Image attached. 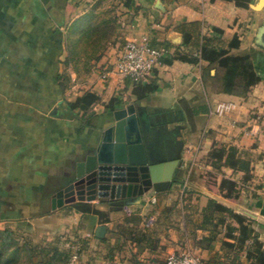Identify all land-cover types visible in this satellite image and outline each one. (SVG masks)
<instances>
[{"label":"crops","instance_id":"0c3cea01","mask_svg":"<svg viewBox=\"0 0 264 264\" xmlns=\"http://www.w3.org/2000/svg\"><path fill=\"white\" fill-rule=\"evenodd\" d=\"M133 1L136 8L124 6L119 40L125 45L148 37L153 48L169 52L148 80L158 91L136 101L129 82L99 81L92 93L107 102L123 100L103 115V125L91 126L21 101L17 92L16 107L6 114L0 108V181H11L0 183L6 189L0 191V222L41 240L50 258L68 251L67 243L81 246L83 264H150L175 250H190L206 264H256L249 256L252 242L224 246V215L213 214L201 226L213 200L245 218L264 251V0H248L247 7L225 0ZM67 5L80 11L82 3L0 0V37L41 33L44 42L49 23L66 24ZM37 18L44 20L38 28ZM214 29L222 31L216 46L227 49L238 40L229 55L253 57L259 82L246 93H225V71L200 59L204 39L217 37ZM130 105L148 165H98L78 179V165L96 155L104 132L115 125L112 113ZM222 146L236 148L237 159L249 165L248 174L222 169L240 186L236 203L210 194L203 183L215 171L210 154Z\"/></svg>","mask_w":264,"mask_h":264},{"label":"rangeland","instance_id":"374dc122","mask_svg":"<svg viewBox=\"0 0 264 264\" xmlns=\"http://www.w3.org/2000/svg\"><path fill=\"white\" fill-rule=\"evenodd\" d=\"M81 3L80 11L75 10L76 13L62 29L54 23L51 26L48 24L46 29L51 34L44 40V46L41 33L20 36L18 40L11 36L0 37V108H4V111L17 106L13 98H17V92H20L21 101L34 102L35 106L46 111H57L58 115L71 121L74 115L70 117L67 103L92 93L94 86L101 81L100 67L103 63H114L125 46L119 40L120 30L125 23L124 0ZM83 13L86 15L82 17ZM43 21L37 18L36 27ZM93 27H99L98 31L106 33L107 38L102 40L95 35L87 42L85 35ZM107 101L99 98L86 112L77 110L74 114L84 120L81 122H85L86 126L103 125V115L110 112L107 108L110 101ZM4 122L11 124L12 117L5 116ZM70 128L76 129L73 126ZM72 176L68 174L69 178ZM9 181L1 180L0 183L11 184ZM14 227V223L0 222V231H10L12 242L20 248L18 264H47L49 248L41 246V240L35 242L31 237L14 231ZM34 250L36 253H30Z\"/></svg>","mask_w":264,"mask_h":264},{"label":"trees","instance_id":"16d2710c","mask_svg":"<svg viewBox=\"0 0 264 264\" xmlns=\"http://www.w3.org/2000/svg\"><path fill=\"white\" fill-rule=\"evenodd\" d=\"M83 2L85 5L89 4L91 0H78ZM217 0H212L216 2ZM234 2L239 7H247L248 0H225ZM124 5L130 8H136V3L133 0H124ZM76 8L73 5H67L65 10L66 23L70 20L71 16L75 12ZM99 27H93L86 35V41L90 42L92 38L97 35L98 39L107 38V34L98 31ZM213 33L215 38H205L204 44L200 51V59L207 61L211 64H217L221 69L225 71L222 79V89L227 94L234 93H246L250 88L258 84L259 79L257 78L254 67L253 57L251 55H245L241 57L230 56L229 52L231 49H236L239 46L238 40H234L230 43L227 49L216 46V39H220L222 31L214 29ZM185 44L189 45V38L185 36ZM131 98L136 101H141L149 97L151 94L158 91V87L154 83L145 84H131L127 87ZM99 101V97L94 93H88L84 96L77 97L71 103H67L68 110L71 116L77 110L82 108H89ZM122 104L121 98H114L110 101L107 108L109 111H113L120 107ZM210 161L215 168L213 172H207L203 176V183L206 190L215 196L221 197L231 203H236L239 199L240 186L233 180L225 177L222 172L223 168H230L235 172L241 171L249 173V165L243 161L237 159V150L234 147H220L212 151L209 156ZM249 177H247L248 180ZM213 214L224 215V220L220 223L226 226L227 234L223 240V244L226 248L233 249L236 243L246 244L252 242V246L249 249V256H251L256 264H264V251L262 245L254 237L253 231L250 229L247 220L231 210L219 205L217 202L211 200L205 210V216L203 218V225L207 223ZM239 233V239L236 240L235 233ZM12 233L10 231H0V264H18L20 260L19 251L20 248L16 243L12 242ZM15 246V248H12ZM36 253V251H30V253ZM82 252V247H81ZM72 251L61 253L52 258L48 257L47 264H65ZM154 261V260H153ZM159 261V260H157ZM152 262V261H151ZM150 262V263H151ZM128 263V262H127ZM130 264V263H129Z\"/></svg>","mask_w":264,"mask_h":264},{"label":"built area","instance_id":"2783aa9c","mask_svg":"<svg viewBox=\"0 0 264 264\" xmlns=\"http://www.w3.org/2000/svg\"><path fill=\"white\" fill-rule=\"evenodd\" d=\"M166 49H155L150 45L148 37L125 44L114 63H105L100 67V77L103 83H108L113 77L131 84H145L156 68L167 57ZM264 133V130H263ZM67 249L72 251L65 264H81V246L67 243ZM116 264H129L117 262ZM150 264H206L203 258L190 250H175L170 252L163 261L154 260Z\"/></svg>","mask_w":264,"mask_h":264},{"label":"water","instance_id":"95a60500","mask_svg":"<svg viewBox=\"0 0 264 264\" xmlns=\"http://www.w3.org/2000/svg\"><path fill=\"white\" fill-rule=\"evenodd\" d=\"M115 125L107 129L96 155L78 165L77 178L93 171L98 165L115 164L145 167L148 158L138 118L133 105L113 112ZM61 194H59V198Z\"/></svg>","mask_w":264,"mask_h":264}]
</instances>
